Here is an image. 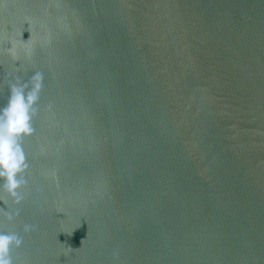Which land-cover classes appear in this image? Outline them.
Instances as JSON below:
<instances>
[{
	"label": "water",
	"instance_id": "1",
	"mask_svg": "<svg viewBox=\"0 0 264 264\" xmlns=\"http://www.w3.org/2000/svg\"><path fill=\"white\" fill-rule=\"evenodd\" d=\"M35 71L19 264H264V0H0Z\"/></svg>",
	"mask_w": 264,
	"mask_h": 264
},
{
	"label": "clouds",
	"instance_id": "2",
	"mask_svg": "<svg viewBox=\"0 0 264 264\" xmlns=\"http://www.w3.org/2000/svg\"><path fill=\"white\" fill-rule=\"evenodd\" d=\"M6 79L9 95L6 103L0 106V192L20 204L25 199L24 189L29 184L31 168L24 141L35 131L33 122L39 115L45 78L43 72L35 71L28 79L18 75ZM45 107L52 111L54 105L49 102ZM3 219L11 223L15 217L9 214ZM35 230V225L23 226L26 234ZM23 245L24 237L6 229L0 221V264H19L12 252ZM118 256V249H114L113 259Z\"/></svg>",
	"mask_w": 264,
	"mask_h": 264
}]
</instances>
